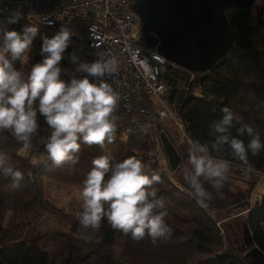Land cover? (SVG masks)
Here are the masks:
<instances>
[{
  "label": "trees",
  "instance_id": "16d2710c",
  "mask_svg": "<svg viewBox=\"0 0 264 264\" xmlns=\"http://www.w3.org/2000/svg\"><path fill=\"white\" fill-rule=\"evenodd\" d=\"M258 2L262 7L255 11L252 7L245 11L225 10L226 18L235 30L232 49L207 73L195 75L189 96L181 105L171 106L188 146L190 140L212 141L209 125L212 120L221 118L223 107H228L243 122L252 125L264 142V107L257 108L264 102V0ZM7 17L0 16V21ZM26 26L34 25L22 18L14 24H7L8 30L18 32ZM34 27L38 33L25 54L30 59L27 63L23 59L17 60L13 65L24 74L30 71L32 64L42 60L43 37L53 36L47 28ZM63 56H67L66 51ZM63 63L61 60L59 64L62 70ZM60 78L67 82L64 71ZM38 123L34 145L48 130L39 113ZM162 123L159 128L154 127L155 132L165 133L181 156L174 137L162 127ZM233 135H236L234 130ZM238 138L245 144L249 139L247 136ZM155 143L149 133L136 129L124 139L118 136L111 144L105 142L103 147L81 143L78 163L57 167L48 159L35 162L45 155L43 147L36 145L32 153L25 155L9 132L0 131V151L9 155L23 174L20 181L0 176V264H250L248 254L252 249L264 254V195L255 202L253 199L251 211L243 213L249 207L248 197L255 189L258 177L264 175V148L256 156L248 155L253 171L247 175L251 178L246 177L242 162L227 152L220 154L231 161L232 175L244 179L247 184L246 197L235 206L232 215L243 213L241 217H244V226L253 244L246 247L243 240L240 249L225 230L221 232L216 224L218 221L197 203L196 198L182 191L165 171L159 170V158H149L148 153ZM161 151L159 154L165 156L162 147ZM108 153L114 162L135 156L150 174L159 175L160 182L154 187L166 200L169 215L165 219L173 230L171 236L155 245L147 236L134 241L130 235L113 230L106 219L98 231L82 229L76 216L72 219L69 234L36 235L35 224L53 209L43 198V182H53L62 189L82 188V181L92 167V159Z\"/></svg>",
  "mask_w": 264,
  "mask_h": 264
},
{
  "label": "clouds",
  "instance_id": "9594fccd",
  "mask_svg": "<svg viewBox=\"0 0 264 264\" xmlns=\"http://www.w3.org/2000/svg\"><path fill=\"white\" fill-rule=\"evenodd\" d=\"M22 16L17 7L0 21V131L9 132L28 155L36 149L33 140L38 134L39 113L49 131L41 142L45 155L35 162L48 159L57 167L75 165L81 143L103 147L105 142L111 144L115 140L119 94L109 81L118 73L119 60L98 51L91 62H77L79 58L72 54L74 72L86 75L81 78L71 75L70 81L65 82L60 76L62 71L67 74V70H62L59 64L75 33L61 26L51 38L43 37L42 60L32 64L24 74L13 65L21 59L28 62L30 57L25 54L31 49L38 29L26 26L22 32L8 30L7 24L16 23ZM259 107H264V102ZM221 112V118L209 125L211 142L189 141L191 168L185 182L201 207H206L211 199L201 180L219 191L228 178L231 161L220 154L227 152L242 162L246 177L251 178L247 175L253 171L248 155L256 156L264 148L259 132L252 125L243 122L228 107ZM244 136L249 138L247 144L238 138ZM91 163L82 181V203L76 213L82 229L98 231L106 219L113 230L130 235L134 241L147 236L155 245L171 236L173 230L165 219L169 215L166 200L154 187L160 182L159 175L150 174L135 156L114 162L108 153L93 158ZM0 176L14 181L23 179L22 172L4 151H0Z\"/></svg>",
  "mask_w": 264,
  "mask_h": 264
},
{
  "label": "built area",
  "instance_id": "2783aa9c",
  "mask_svg": "<svg viewBox=\"0 0 264 264\" xmlns=\"http://www.w3.org/2000/svg\"><path fill=\"white\" fill-rule=\"evenodd\" d=\"M131 2L132 0H0V16H8L11 10L19 7L23 13L22 19L31 25L47 28L53 35L61 26L74 32L66 49L67 56L62 59V67L67 70V82L71 75H76L77 78L86 75L74 72L75 64L70 62L72 54L79 58L77 62H91L98 51L118 58V73L114 80L109 81L119 94L115 112L116 137L129 129L149 133L156 143L148 156L151 160H157L161 144L159 133L155 132L154 127L159 128L162 121L170 119L178 129H182L174 119L168 103L165 80V76L177 66L144 46L139 22L129 10ZM89 79L92 80L91 77ZM194 79L195 75L192 74L191 80ZM48 131L38 140L37 146L43 147L41 142L46 139ZM252 200L253 192L248 197L249 207L243 213L251 211ZM221 223H217L218 228Z\"/></svg>",
  "mask_w": 264,
  "mask_h": 264
},
{
  "label": "water",
  "instance_id": "95a60500",
  "mask_svg": "<svg viewBox=\"0 0 264 264\" xmlns=\"http://www.w3.org/2000/svg\"><path fill=\"white\" fill-rule=\"evenodd\" d=\"M256 0H132L130 12L137 18L146 48L155 51L167 62L176 64L166 76L167 100L181 105L189 96L191 75L207 73L229 53L235 42V30L225 10L250 9ZM178 80L180 83H178ZM183 86L184 89H180ZM160 144L169 168L174 171L181 156L165 133ZM246 247L253 242L246 226L243 228ZM250 264H264V254L252 249Z\"/></svg>",
  "mask_w": 264,
  "mask_h": 264
},
{
  "label": "rangeland",
  "instance_id": "374dc122",
  "mask_svg": "<svg viewBox=\"0 0 264 264\" xmlns=\"http://www.w3.org/2000/svg\"><path fill=\"white\" fill-rule=\"evenodd\" d=\"M264 6V4H263ZM260 2H256L252 6V10H259L261 8ZM69 60V58H68ZM197 93V92H195ZM162 127L168 130L171 136L174 137L175 142L179 146L181 154V161L178 167L172 171L167 167V158L163 154H159V170L165 171L171 178L173 183L182 191L192 195V189L185 182V175L190 171V164L188 163V149L182 132L177 128L176 124L170 120H164ZM136 129H129L119 135L121 139ZM160 152V151H159ZM162 152V151H161ZM169 166V165H168ZM169 170V171H168ZM258 183L253 190L254 202L259 200L264 195V175L258 177ZM201 183L211 193V199L207 201V206L203 207L206 212L213 218L220 219L223 216L231 215L235 206L245 199L247 184L246 181L240 177L233 176L231 171L228 173V178L224 182V187L217 191L211 187L209 182L201 180ZM82 188L62 189L55 183L45 180L42 185L43 198L53 209L41 217L35 224L34 231L36 235L45 233H61L69 234L72 224V219L75 218L77 211L81 208L80 192ZM195 198V197H194ZM243 214L231 215L229 218L221 220V232L225 230L227 236L238 247L243 248V228L244 217ZM218 222L220 220H217ZM217 224V223H216Z\"/></svg>",
  "mask_w": 264,
  "mask_h": 264
},
{
  "label": "flooded vegetation",
  "instance_id": "af4514ba",
  "mask_svg": "<svg viewBox=\"0 0 264 264\" xmlns=\"http://www.w3.org/2000/svg\"><path fill=\"white\" fill-rule=\"evenodd\" d=\"M178 83H180V81H179V80H178ZM191 87H192V84H190V85H189V87H188V89H189V92H188V94H190V93H191ZM181 89H184V88H183V86H181L179 90H181ZM167 95H168V88H167ZM176 105H177V104H174V105H172V106H176Z\"/></svg>",
  "mask_w": 264,
  "mask_h": 264
},
{
  "label": "crops",
  "instance_id": "0c3cea01",
  "mask_svg": "<svg viewBox=\"0 0 264 264\" xmlns=\"http://www.w3.org/2000/svg\"><path fill=\"white\" fill-rule=\"evenodd\" d=\"M231 215H232V214H231ZM231 215L223 216L222 218L217 219V220H220L219 222H222L221 220H224V219H226V218H229ZM240 217H241V216H240Z\"/></svg>",
  "mask_w": 264,
  "mask_h": 264
}]
</instances>
